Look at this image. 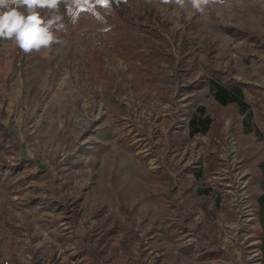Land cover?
<instances>
[{
	"label": "rangeland",
	"instance_id": "obj_1",
	"mask_svg": "<svg viewBox=\"0 0 264 264\" xmlns=\"http://www.w3.org/2000/svg\"><path fill=\"white\" fill-rule=\"evenodd\" d=\"M59 14L48 49L0 39V264H264V0Z\"/></svg>",
	"mask_w": 264,
	"mask_h": 264
},
{
	"label": "clouds",
	"instance_id": "obj_2",
	"mask_svg": "<svg viewBox=\"0 0 264 264\" xmlns=\"http://www.w3.org/2000/svg\"><path fill=\"white\" fill-rule=\"evenodd\" d=\"M170 11L175 28L182 27L180 15L204 14L211 0H147ZM61 3L67 0H0V39L11 40L24 53L48 49L60 43L56 34L63 21ZM47 11L49 15H44ZM179 10V11H177Z\"/></svg>",
	"mask_w": 264,
	"mask_h": 264
},
{
	"label": "trees",
	"instance_id": "obj_3",
	"mask_svg": "<svg viewBox=\"0 0 264 264\" xmlns=\"http://www.w3.org/2000/svg\"><path fill=\"white\" fill-rule=\"evenodd\" d=\"M214 97L222 104L237 103L244 109L245 100L241 85L235 82L223 83L213 81L211 84ZM212 124V117L207 113L204 106H199L189 119V130L192 135L196 133H206ZM264 198V196H263ZM264 203V200H263Z\"/></svg>",
	"mask_w": 264,
	"mask_h": 264
},
{
	"label": "built area",
	"instance_id": "obj_4",
	"mask_svg": "<svg viewBox=\"0 0 264 264\" xmlns=\"http://www.w3.org/2000/svg\"><path fill=\"white\" fill-rule=\"evenodd\" d=\"M67 259V257L57 254L53 259H49L48 264H61L63 260ZM67 261H64V264ZM2 264H16L14 263L9 257H6L3 259ZM71 264H74V261L71 260Z\"/></svg>",
	"mask_w": 264,
	"mask_h": 264
}]
</instances>
